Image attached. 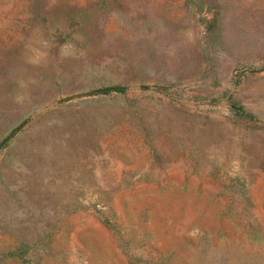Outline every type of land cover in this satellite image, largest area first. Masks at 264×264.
<instances>
[{
	"label": "rangeland",
	"instance_id": "rangeland-1",
	"mask_svg": "<svg viewBox=\"0 0 264 264\" xmlns=\"http://www.w3.org/2000/svg\"><path fill=\"white\" fill-rule=\"evenodd\" d=\"M0 264H264V0H0Z\"/></svg>",
	"mask_w": 264,
	"mask_h": 264
},
{
	"label": "trees",
	"instance_id": "trees-1",
	"mask_svg": "<svg viewBox=\"0 0 264 264\" xmlns=\"http://www.w3.org/2000/svg\"><path fill=\"white\" fill-rule=\"evenodd\" d=\"M107 93V92H106Z\"/></svg>",
	"mask_w": 264,
	"mask_h": 264
}]
</instances>
